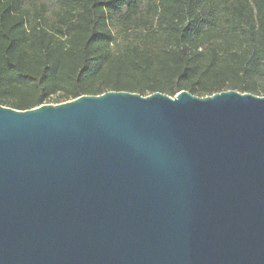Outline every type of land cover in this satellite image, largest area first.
Here are the masks:
<instances>
[{
  "label": "water",
  "instance_id": "1",
  "mask_svg": "<svg viewBox=\"0 0 264 264\" xmlns=\"http://www.w3.org/2000/svg\"><path fill=\"white\" fill-rule=\"evenodd\" d=\"M0 264H264V96L1 103Z\"/></svg>",
  "mask_w": 264,
  "mask_h": 264
},
{
  "label": "trees",
  "instance_id": "2",
  "mask_svg": "<svg viewBox=\"0 0 264 264\" xmlns=\"http://www.w3.org/2000/svg\"><path fill=\"white\" fill-rule=\"evenodd\" d=\"M264 96V0H0V104Z\"/></svg>",
  "mask_w": 264,
  "mask_h": 264
}]
</instances>
